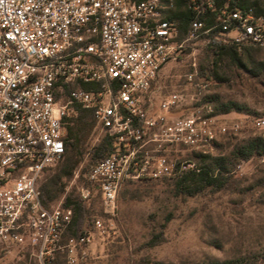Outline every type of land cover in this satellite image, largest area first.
<instances>
[{"label": "built area", "instance_id": "2783aa9c", "mask_svg": "<svg viewBox=\"0 0 264 264\" xmlns=\"http://www.w3.org/2000/svg\"><path fill=\"white\" fill-rule=\"evenodd\" d=\"M174 0H0V243L21 264H85L91 248L118 232V199L129 182L177 180L200 172L191 158L207 155L220 136L235 131L187 103L182 93L152 92L164 68L186 46L210 33L194 21L181 39L165 18ZM213 2L210 0L209 5ZM224 32L240 46L264 47V18L225 8ZM193 74L190 75V80ZM92 83L95 89L65 86ZM77 106L94 110L100 134L114 151L84 173L79 197L100 194L108 219L97 217L80 236H69L75 210L61 200L48 209L40 180L66 154L67 126ZM264 127V118L256 120ZM81 179L77 170L75 176Z\"/></svg>", "mask_w": 264, "mask_h": 264}, {"label": "rangeland", "instance_id": "374dc122", "mask_svg": "<svg viewBox=\"0 0 264 264\" xmlns=\"http://www.w3.org/2000/svg\"><path fill=\"white\" fill-rule=\"evenodd\" d=\"M236 34H224L219 40L229 44ZM244 46L256 47V73L238 68L228 59H218L205 35L189 43L164 68L152 92L156 110L164 97L184 94L187 103L176 115L195 106L206 112L231 103L244 107L245 113L232 111L220 119L221 124L237 130L220 136L207 155L231 157L240 145L264 138V127L255 123L264 118V47ZM248 67L253 68L250 63ZM103 137L95 125L75 170H80L81 177ZM194 156L191 158L201 164ZM235 163L225 189H207L193 196L180 193L172 180L125 185L118 199L117 234L104 245L93 246L85 264H264V156ZM61 169L56 166L46 171L40 188ZM75 172L71 179L62 180L65 191L53 206L72 192L78 194L81 179L76 180ZM92 207L86 226L97 217L109 218L100 201ZM21 260L17 251H5L0 243V264H21ZM54 264L67 263L61 258Z\"/></svg>", "mask_w": 264, "mask_h": 264}, {"label": "trees", "instance_id": "16d2710c", "mask_svg": "<svg viewBox=\"0 0 264 264\" xmlns=\"http://www.w3.org/2000/svg\"><path fill=\"white\" fill-rule=\"evenodd\" d=\"M174 0L172 7L168 8L164 16L169 20H173L179 26L180 38H185L196 20L201 21L204 25L203 30H210L207 35L211 41L212 49L218 59H228L233 65L238 68L256 73V63L253 60V52L257 51L256 47H245L235 43L223 44L219 39L224 34L221 26V14L225 8L229 10H240L248 12L254 11L256 17L264 18V0ZM248 63L252 64V69L248 67ZM218 64V63H216ZM214 69V67H212ZM219 79V78H218ZM83 88L86 90L95 89L92 83H81L75 86H65L66 93H70L73 88ZM77 115L73 118L67 126L66 154L63 161L58 165L62 166L61 172L51 177L44 185L41 186L42 202L48 209L54 208L53 202L57 200L65 191V185L62 183L63 179H71L75 170L80 165L86 149V142L94 129L96 122L94 118V110L77 106ZM236 111L245 113L243 106L237 103L224 104L216 108L214 115H227L228 113ZM227 135V134H226ZM114 139L106 134L102 142L94 148L90 162L87 164L83 173L88 172L95 165L108 157L115 149ZM255 156H264V138H254L243 145L237 147L231 157L225 156H194L201 164L200 172H190L181 179L175 181L176 187L180 193L193 196L199 194L207 189H225L230 181V174L233 167H236L235 161H248ZM163 180H145L139 182H129L127 184H151L152 182L166 181ZM84 178L81 177V183ZM126 184V185H127ZM101 200L100 194H97L91 202L82 200L79 195L72 192L66 197V204L72 205L75 210V217L72 226L68 230L69 236H80L86 226L88 217L96 201ZM211 264H233L232 261H214Z\"/></svg>", "mask_w": 264, "mask_h": 264}]
</instances>
